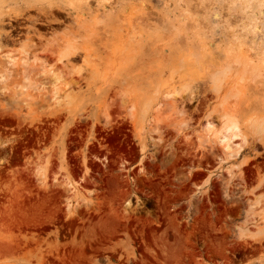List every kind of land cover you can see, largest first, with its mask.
I'll use <instances>...</instances> for the list:
<instances>
[{
    "label": "rangeland",
    "instance_id": "rangeland-1",
    "mask_svg": "<svg viewBox=\"0 0 264 264\" xmlns=\"http://www.w3.org/2000/svg\"><path fill=\"white\" fill-rule=\"evenodd\" d=\"M0 75V264H264V0H0Z\"/></svg>",
    "mask_w": 264,
    "mask_h": 264
},
{
    "label": "bare ground",
    "instance_id": "bare-ground-1",
    "mask_svg": "<svg viewBox=\"0 0 264 264\" xmlns=\"http://www.w3.org/2000/svg\"><path fill=\"white\" fill-rule=\"evenodd\" d=\"M70 47H71V45H69L67 48H70ZM65 55H66L65 51H63V50L59 51L60 60L62 58H64ZM7 60L9 63H11L15 60V58L9 54V55H7ZM22 64H24L23 72L27 73V72H25L27 70L26 69L27 68L26 63L22 62ZM216 76H217V74H216ZM216 76H215V78H216ZM53 78L55 79V82H56V81L60 80V75L55 74L53 76ZM2 79H3V76L0 75V81H2ZM213 80H215V79H213ZM228 94H225V98L228 97ZM146 107H147V105H146ZM160 107H159V109H161ZM223 118H224L223 125L218 130L213 129L212 128V122L208 121L203 126V133L201 135H199V142L200 143H205V142L209 143V141H211L212 143H217V144L222 146V149L226 155L233 156L237 152L238 147H239V144L237 142H234V140L239 136V133H238L239 127L237 125L235 118L231 114H229V115L224 114ZM262 120H264V118Z\"/></svg>",
    "mask_w": 264,
    "mask_h": 264
}]
</instances>
